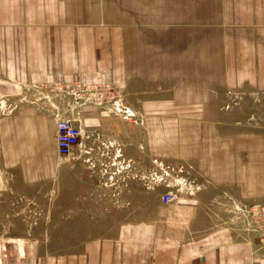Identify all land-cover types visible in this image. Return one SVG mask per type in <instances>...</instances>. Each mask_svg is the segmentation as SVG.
<instances>
[{
  "label": "rangeland",
  "instance_id": "1",
  "mask_svg": "<svg viewBox=\"0 0 264 264\" xmlns=\"http://www.w3.org/2000/svg\"><path fill=\"white\" fill-rule=\"evenodd\" d=\"M176 33L163 35V51L126 53L132 66L119 79L30 88L0 101V264L79 252L113 221L145 218L143 206L163 203L168 191L176 194L169 203L193 202L211 224L239 225L245 210L250 221L252 208L264 209V52L240 57L217 37L213 45ZM84 83L108 84L106 100L72 108ZM60 116L83 130L67 157L48 142ZM67 170L77 178L71 197Z\"/></svg>",
  "mask_w": 264,
  "mask_h": 264
},
{
  "label": "crops",
  "instance_id": "2",
  "mask_svg": "<svg viewBox=\"0 0 264 264\" xmlns=\"http://www.w3.org/2000/svg\"><path fill=\"white\" fill-rule=\"evenodd\" d=\"M168 29L213 45L217 37L240 57L264 52V0H0V101L30 88L119 79L132 66L126 53L163 51ZM48 142L54 151V133ZM65 174L71 197L77 178ZM143 208L145 218L113 221L79 252L48 255L46 264H264L261 232L246 213L239 225L211 224L183 199Z\"/></svg>",
  "mask_w": 264,
  "mask_h": 264
},
{
  "label": "built area",
  "instance_id": "3",
  "mask_svg": "<svg viewBox=\"0 0 264 264\" xmlns=\"http://www.w3.org/2000/svg\"><path fill=\"white\" fill-rule=\"evenodd\" d=\"M78 84L77 86H79ZM78 92L73 96V101L71 104L72 108H81L87 106V102L91 99L96 100L94 102L96 105H101L107 97H105L107 90L110 88L108 84L90 85L89 83H84ZM94 97V98H93ZM113 97L112 95L108 98ZM70 107V109H72ZM122 112L121 116L123 119L130 117L131 112L128 109H119ZM76 113H79L78 111ZM83 130L81 125L76 124L75 120L70 117H57L55 120V146L56 151L59 156L67 157L70 156L73 148L80 144V139L82 137ZM176 199V194L168 191L162 195V202L167 204ZM252 218L248 225L250 227L256 228L261 232L262 241H264V209L263 207H254L250 210ZM246 214H249L245 210Z\"/></svg>",
  "mask_w": 264,
  "mask_h": 264
}]
</instances>
